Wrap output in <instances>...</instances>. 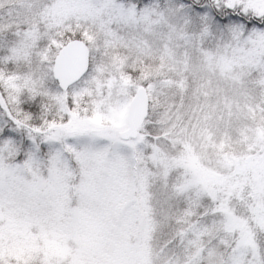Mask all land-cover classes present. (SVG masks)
Returning <instances> with one entry per match:
<instances>
[{"label": "snow or ice", "instance_id": "1", "mask_svg": "<svg viewBox=\"0 0 264 264\" xmlns=\"http://www.w3.org/2000/svg\"><path fill=\"white\" fill-rule=\"evenodd\" d=\"M0 264H264V0H0Z\"/></svg>", "mask_w": 264, "mask_h": 264}]
</instances>
